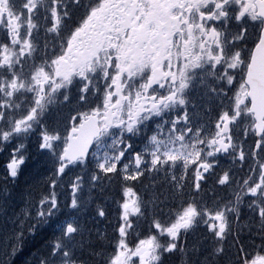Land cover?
Masks as SVG:
<instances>
[{
    "label": "flooded vegetation",
    "instance_id": "flooded-vegetation-1",
    "mask_svg": "<svg viewBox=\"0 0 264 264\" xmlns=\"http://www.w3.org/2000/svg\"><path fill=\"white\" fill-rule=\"evenodd\" d=\"M1 2L5 7L0 6V25L3 24L8 33L15 37L22 25L21 17L27 11L24 7L26 0H0ZM93 2L95 0H79L78 3L77 0H59L57 6L62 13L67 12L68 15L64 17L59 36L53 33L49 38L58 50L66 40L74 21ZM40 3L37 12L43 10ZM102 3L106 6L90 18L89 35L86 43L80 47L82 58L88 61L107 52L118 61H130L127 70L121 71L119 68L114 74V77L116 74L120 76L119 88L112 80L107 88L105 106L109 108L108 118L116 117L142 126H160L163 124L157 116L162 115L160 111L163 109L185 108L187 102L192 105L199 104L203 84L229 83L228 55L225 54V58L219 63L209 59V48L213 55L217 54L218 49L206 34H202L211 27L207 13L215 7L213 0H102ZM228 3L230 6L227 9V24L225 25L223 18L218 24V27L225 30V52L232 49V26L237 11L234 0H228ZM1 34L2 37L5 36L4 31ZM122 51H126L127 55L121 56ZM165 71L176 74L185 71V86L181 87L180 80L165 78ZM145 83L150 87L145 88ZM176 89L180 91L175 93L171 102L166 101L167 107L158 103L161 97L170 96ZM181 100L184 101L183 104L180 103ZM244 102L246 99H243L242 103ZM223 113L225 118L219 119L220 126L224 125V130H228L230 126L228 138H232L233 126L239 121L232 116L231 106L223 108ZM239 114L240 111H237V116ZM245 116L247 122L240 140L250 148L253 144V152L258 141L255 120L248 110ZM225 132L222 131V136L219 137L222 144L225 143ZM262 140L264 132L259 138V141ZM228 145L229 143L224 146L227 148L226 152L230 148ZM256 157L264 162V146Z\"/></svg>",
    "mask_w": 264,
    "mask_h": 264
},
{
    "label": "snow or ice",
    "instance_id": "snow-or-ice-1",
    "mask_svg": "<svg viewBox=\"0 0 264 264\" xmlns=\"http://www.w3.org/2000/svg\"><path fill=\"white\" fill-rule=\"evenodd\" d=\"M79 0H77V3ZM215 7L207 13L209 23L211 25L210 30L205 33L212 41L216 48L218 49L217 54L213 55L211 48L208 51L209 59L215 60L217 63L222 61L225 58V39L226 34L225 30L221 27H218L219 21L223 18L225 20V25L227 24L228 7L230 6L228 0H213ZM40 0H26L24 7L29 12V20L31 23L30 30L26 37L21 39L19 34L15 37L9 32L6 37V41L0 43V69H7L11 75V79L6 84H0V90H3L5 87L8 89V95L13 96L14 94L24 90L27 87V91L32 92L33 95V104L30 107L28 113L21 121H17V127L14 131H21L20 125L24 124L28 127H31V122L38 121L43 118L46 112L49 110V106L52 102V97L57 93L61 88H64L70 85L73 81L75 75H79L82 79L87 80L88 72H94L95 68L91 63L86 62L81 55L80 47L82 44L86 43V38L88 37V29L90 27L89 21L90 18L96 16L97 12L102 9L103 5L102 0H95V2L89 4L84 11L79 15V18L76 19L73 23V26L69 29L68 36L65 41L61 43V49L59 52H55L52 56H48L47 51L42 55L43 58L40 60L36 59V52L39 49V45L34 41L33 35L35 31H38V26L35 22L31 21L32 14H38L37 10L39 8ZM59 0H52V7L49 9L51 16L50 26L47 28L49 34H56L59 36L61 26L64 23V17L68 14L67 12H61L57 6ZM207 7V5H205ZM217 13H219L217 15ZM243 17V13L237 16V21L239 22ZM253 20L256 19L255 16L252 17ZM47 19V17L45 18ZM215 23H212V21ZM247 33V29H243L241 34L233 37V42L237 40H243L244 34ZM208 43V41H205ZM18 46V48H17ZM47 48V45L45 46ZM260 47H264V27H262L260 34L257 36L256 41L253 46V51L257 50ZM123 54H121L122 56ZM234 58L240 59L241 54L239 52L233 54ZM196 59H199L197 57ZM251 59V58H250ZM25 60H29L30 66L25 70ZM18 69V70H17ZM123 65H121V71H124ZM108 75H113V73L108 72L106 74V79ZM165 78L171 77L173 80H180L181 87H184L186 80V72L181 71L179 74L173 73L171 71H165L163 73ZM156 78V72L153 73V79ZM119 74L115 75L113 83H116L119 88ZM91 83V81H89ZM145 88L150 87L148 83H145ZM83 92H87V87L82 89ZM180 91L176 89L170 96L161 97L158 103H163L167 107V103L171 102L175 93ZM68 96H65V101L68 99ZM181 104L184 103L183 100L180 101ZM84 115L83 113H77L72 117V120L76 123H79V116ZM227 114H225L226 116ZM222 116L219 119H224ZM184 121L187 122V113L183 117ZM88 121V117H85V124ZM85 125L81 124L80 127L83 128ZM216 128H220L219 120L216 124ZM25 131L27 128L24 129ZM131 130V129H129ZM175 126L173 127V131ZM229 132L231 131L230 126L228 128ZM193 129L189 127L187 129L188 133H191ZM199 131V130H198ZM10 133H5V136H8ZM58 134H53L51 136L45 134L44 140L48 141L51 139H56ZM180 140L184 139V136L179 137ZM231 139V137H229ZM155 140V137H153ZM202 142V141H201ZM215 143V141H212ZM43 146V145H42ZM262 146H264V140L257 141L255 148L253 150V156L256 157L257 153L261 151ZM227 147H231L229 144ZM227 150V148H225ZM166 159L164 163L174 162L178 157L175 155L165 154ZM199 155V153L197 154ZM211 155V154H210ZM245 154L243 151L240 154V159H244ZM20 163H23L21 159ZM156 163H159V158H157ZM256 164L261 169L256 180L251 181L249 179L244 180V187L242 189L245 196H251L254 198L260 197L264 198V162L259 158L256 159ZM212 168L211 165L205 169L204 172H199L197 168L193 172V181L191 186V191L193 193H200L203 189L204 183L207 182L208 176L207 172ZM15 174V173H14ZM142 174H137V176L132 177V179H139V176ZM253 175H256L255 170H253ZM175 180V177H173ZM182 181H187V173L181 177ZM221 186L230 183V175L228 172H225L221 175L217 181ZM184 185H177V195L183 197ZM129 193L132 194L131 200H126L122 205L124 209L123 212V221H127L125 231V224L122 222L118 230L121 235V239L117 242L116 253L112 257L111 264H151V260L158 259L155 255H150L148 258H145L142 253V245H148L151 247L154 252L158 245L153 244L156 234H167L173 239H178L182 231H186L193 227L198 218L203 214L207 216L209 220L217 221V224H209V229L215 231L216 227H220V231L217 232V236L223 238L224 232L227 231L228 223L227 217L223 209L209 210L204 205L197 203L196 196H189L186 200H183L179 209L174 213V215L165 220H162L159 216L153 215L150 220V226L152 232L146 238H140L139 234L133 233V230L136 227V222L141 220L145 216L144 212V202L142 198L134 190L129 189ZM239 198V197H238ZM43 215V213H41ZM259 215L264 218V208L259 210ZM76 229L72 225L67 226V232L73 233ZM134 234L135 238L129 242V235ZM168 251L175 250V245H171ZM264 262V255H257L251 262V264H262Z\"/></svg>",
    "mask_w": 264,
    "mask_h": 264
},
{
    "label": "trees",
    "instance_id": "trees-1",
    "mask_svg": "<svg viewBox=\"0 0 264 264\" xmlns=\"http://www.w3.org/2000/svg\"><path fill=\"white\" fill-rule=\"evenodd\" d=\"M7 105L8 106L5 105L3 107L4 109L2 111L9 108L10 110H7V112H11V110H13L12 104L8 102ZM126 193H127L126 188L124 187V185L122 186V183L118 178L115 180L113 179L111 183L108 184L104 189L96 192V195L94 196V198L95 199L103 198L105 201L102 204L94 203L93 205L97 208L98 207L102 208L103 210L109 213V221L111 222V225L109 226L108 231L105 233V237L104 238L101 237V240H104L106 243H108V245L110 246V251L105 254L104 253L98 254V251L95 250L94 254L92 255L88 244H86V242H82L78 240V232H77L74 234V236L77 239V242H79L80 246L83 249L82 257L85 255L87 256L90 255L93 257H97V259H100L102 264L110 263V258L116 252V245L118 242V239L116 238V236L111 237L113 232H116V231H113L112 229L114 227H120L122 222L125 224V227L127 224V221H123V218H122V215H123L122 205L126 202L125 201L127 197ZM155 216H159V214L156 213ZM159 217L161 218V216ZM151 219H152L151 217H148L147 220L142 224L144 228L147 226V224L150 222ZM88 228H90V230L92 231L89 232ZM94 229L95 228L93 225L89 224L85 226V223H83L80 232H83L85 234L93 233ZM23 233H24L23 235L22 234L20 235V238L18 241V243L21 244L20 247L24 249V253L22 254H25V255L29 254L28 256L29 260L31 259V257L33 258L38 257L40 258V260L43 261V264H45L46 261L44 259H49L51 257V253H49V248H46L45 250L41 251V249H39L40 241H37L35 238L33 239L31 235L29 234L28 230L26 229V227L24 228ZM133 233L134 234L138 233L140 238H145V236L148 233H150V231L143 229V231L137 232L136 229H134ZM134 234L129 235L128 237L129 242H131L135 238ZM186 238L187 236L181 235L177 240L176 239L169 240V243L171 244L175 243V250L173 251L165 250L164 251V258H163L164 264H201V263L203 264H228V260H225L226 258H228L227 253L223 252L222 256L220 257L221 260L217 258L218 257L217 254L222 251V246L225 247L224 246L225 244L221 242V239L219 237L217 236L215 237L211 235L209 239H204V241L209 246L206 253H204V250H201L200 244L193 246V248L188 247ZM201 239L203 238L201 237ZM62 240L66 241V237L64 235L62 236ZM58 243L61 244V237L58 239ZM50 244H52V242H50ZM60 244L50 245V248L53 251V249L54 248L56 249V247L60 246ZM227 249H230V248L228 247ZM38 255H41V256H38ZM82 261L83 260L78 259L76 261H72L71 264H81L80 262ZM28 262H31V261H28ZM23 263L26 264L27 260L23 261Z\"/></svg>",
    "mask_w": 264,
    "mask_h": 264
},
{
    "label": "rangeland",
    "instance_id": "rangeland-1",
    "mask_svg": "<svg viewBox=\"0 0 264 264\" xmlns=\"http://www.w3.org/2000/svg\"><path fill=\"white\" fill-rule=\"evenodd\" d=\"M0 6H2L3 8L5 7L4 4L1 2L0 3ZM45 6L47 7H52V2L51 3H46ZM42 17V20H43V17L44 16H41ZM248 17V19H250L251 21H254L253 20V16L249 15V16H246ZM23 19V22H24V25L22 27V32H23V35H20L21 39H23L24 37L27 36L29 30H30V27H31V23H30V20H29V12L27 11L24 15H22L21 17ZM32 15H31V19H32ZM2 26V24H1ZM4 34L6 36H8V31L5 29L4 30ZM35 35V34H34ZM33 35V36H34ZM50 35H53V34H50ZM90 46V43L88 44V47ZM202 91H205V90H202ZM57 93H59L60 95L62 96H68L71 92L70 91H65V90H62V89H59L57 91ZM73 96H77L79 99L82 98V95L80 93H76V94H72L70 97H73ZM201 103L198 104L196 107L197 109H201V111H205L207 109H211L213 107V105L211 106L210 104V99H209V92H205V93H202L201 94ZM240 100V97L236 100V102H238ZM68 106V105H67ZM67 106H65V109L67 108ZM67 111H65V113L67 114ZM82 112L81 109L75 111L68 119L73 121L72 120V117L74 115H76L77 113H80ZM83 113V112H82ZM84 114V113H83ZM187 127V125H186ZM130 128V127H129ZM25 127L23 126L22 127V130H24ZM128 130V129H127ZM180 137V136H178ZM28 139V137H27ZM41 141V145H43V139L41 138L40 139ZM153 141V140H152ZM49 143L51 142H46L44 146L48 145ZM218 145V143H215V144H212V149L207 151L208 154H212V151L216 148V146ZM145 146L148 147V149L150 150V142H146L145 143ZM42 147V148H43ZM11 148V146H10ZM52 148H50V150H52ZM49 150V151H50ZM48 151V152H49ZM14 153V157H12L10 159V162H9V172L12 174V175H15V170H18V166L20 164V161L21 159L23 160V162L25 161H28V160H31L30 164H29V170L31 171V173L33 174V176L31 177V181H32V190L30 192V194L34 192V188H39V184L41 183V178H48L49 175L51 174V169L54 168V164L58 163L57 160H54L52 163H50V159L49 157L47 156V153H41V159H37V158H34L37 156V153L35 151V146H34V143L33 145L29 148V157H27V150L25 148V146L21 143H18L16 145H14L13 147V152ZM167 154L169 155H172V153L169 151V152H166ZM165 153V154H166ZM163 154V155H165ZM183 165H184V161H183V164L181 165V167L183 168ZM59 165H57V170H59L58 168ZM207 166L205 164H203L202 168H206ZM61 170V169H60ZM63 173L66 172V170L62 169L61 170ZM74 171L73 169H71L70 171H68L69 175H73L74 174ZM58 175H62L61 172H58ZM77 190H75L74 194L79 196L81 190L80 188H76ZM31 194V195H32ZM220 206H222L220 204ZM41 208V204L39 206V210ZM14 210L16 212V216L13 218V221L11 222L12 224H8L6 226V228L3 229V232L0 231V234H4L5 236L3 238H0V261L2 262L5 258L8 257V255L11 254L12 250H13V247H16L17 244H18V241H19V236H20V233L21 231L20 230V227H22L24 225V220L25 218L29 217L30 216V211H31V208L26 206L24 203L20 202L19 203V206L17 207H14ZM202 218H205L206 215H204L202 213ZM19 221V223H18ZM69 221H71V224H74V217H70ZM17 223V224H15ZM65 222H63L64 224ZM251 225L252 223H250V226L247 227V223L245 222H241V224L239 223V229L241 230H244V229H250L251 228ZM67 252V251H66ZM142 253L144 255L145 258H148L150 255H155V256H159L157 255V253H153L152 251H150V249L146 246L142 247ZM4 257V259H2ZM157 260H159V257L158 259H154V260H151V264H155V262H158ZM63 261L65 262V260L61 259V258H57L56 259V264H60L61 262L63 263Z\"/></svg>",
    "mask_w": 264,
    "mask_h": 264
},
{
    "label": "bare ground",
    "instance_id": "bare-ground-1",
    "mask_svg": "<svg viewBox=\"0 0 264 264\" xmlns=\"http://www.w3.org/2000/svg\"><path fill=\"white\" fill-rule=\"evenodd\" d=\"M30 177L19 178L15 184H13L9 192L7 194V202L10 210H6L2 216H0V231L3 232V229L6 228L8 224H12L13 218L16 216V212L14 207L19 206L20 202L25 203L32 209H36L42 204V202L47 197V191L41 190L38 194L32 195L30 194L32 190V181ZM66 189L64 183H57L55 185V197L60 199L63 190ZM84 196V194H82ZM198 202V201H197ZM179 209L178 202L174 199H169L166 202V206L163 207V211L165 214H173ZM85 218L90 220L94 224V232L93 233H83L78 232V240L82 242H86L90 248V252L92 255L94 251L97 250L98 254L108 253L110 251V246L104 240H101V237L108 231L111 222L109 220H99L95 218L94 213L91 209H87L85 213ZM24 226L28 230L31 237L40 241L41 251L50 247V242L48 241L49 233L47 229L37 224L35 219H29L24 222ZM2 234H0L1 236ZM83 249L80 246L79 242H75L67 248V257L76 261L78 259L83 260L80 262L81 264H102L100 259L97 257H93L90 255H85L82 257Z\"/></svg>",
    "mask_w": 264,
    "mask_h": 264
},
{
    "label": "water",
    "instance_id": "water-1",
    "mask_svg": "<svg viewBox=\"0 0 264 264\" xmlns=\"http://www.w3.org/2000/svg\"><path fill=\"white\" fill-rule=\"evenodd\" d=\"M256 68V66H255ZM252 110L256 113V117L258 120L257 127H262L263 125V117H264V109H258V101L255 100V103L252 107ZM84 127L78 130L79 136L71 139V144L69 148L66 150V158L71 161L76 160L78 156H85L92 144V140L95 134L98 133V127L96 126V121L94 119H90L87 123H84ZM89 128L93 130L90 131ZM87 129V130H86ZM88 131H90L88 133ZM77 132V131H76Z\"/></svg>",
    "mask_w": 264,
    "mask_h": 264
}]
</instances>
